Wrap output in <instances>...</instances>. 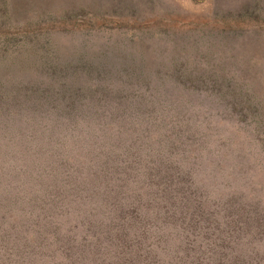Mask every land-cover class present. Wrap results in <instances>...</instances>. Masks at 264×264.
I'll use <instances>...</instances> for the list:
<instances>
[{
  "label": "rangeland",
  "instance_id": "374dc122",
  "mask_svg": "<svg viewBox=\"0 0 264 264\" xmlns=\"http://www.w3.org/2000/svg\"><path fill=\"white\" fill-rule=\"evenodd\" d=\"M0 264H264V0H0Z\"/></svg>",
  "mask_w": 264,
  "mask_h": 264
}]
</instances>
